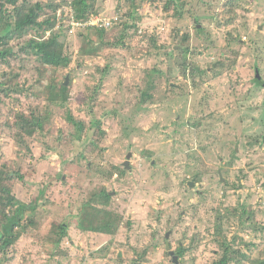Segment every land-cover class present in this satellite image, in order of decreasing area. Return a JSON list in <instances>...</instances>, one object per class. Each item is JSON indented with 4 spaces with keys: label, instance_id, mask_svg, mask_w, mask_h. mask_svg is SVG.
I'll use <instances>...</instances> for the list:
<instances>
[{
    "label": "rangeland",
    "instance_id": "1",
    "mask_svg": "<svg viewBox=\"0 0 264 264\" xmlns=\"http://www.w3.org/2000/svg\"><path fill=\"white\" fill-rule=\"evenodd\" d=\"M78 1L0 0L55 21L0 43V178L26 222L69 226L64 253L29 233L0 264H212L226 245L228 264H264V0H94L82 19ZM57 33L67 67L27 49ZM35 112L30 136L18 113ZM70 115L102 126L85 137Z\"/></svg>",
    "mask_w": 264,
    "mask_h": 264
},
{
    "label": "trees",
    "instance_id": "2",
    "mask_svg": "<svg viewBox=\"0 0 264 264\" xmlns=\"http://www.w3.org/2000/svg\"><path fill=\"white\" fill-rule=\"evenodd\" d=\"M9 2L16 4L18 0H8ZM133 5H135V0H131ZM94 0H79L78 3V19H82L85 16V13L90 8V6H95ZM173 3L176 4L177 7V1L176 0H168V4L166 5V9H168V6ZM53 8L54 6H50ZM0 15L2 16L0 23L6 21L5 27L2 26L0 33L5 29L6 35L0 36V43H2V40L11 38L12 34H19L20 36H23L31 27L38 26L40 28H43V32L41 33V36L44 37V33H46V29L44 27L49 26L53 24L55 21L53 20V15H50V17L46 21H40L41 13L47 10L43 5L40 3L35 5L28 13H23L21 10L17 7L14 11L16 15V22L13 25L9 22L11 17H14L13 14H11L8 9H5V3H0ZM52 12L54 9H51ZM8 19V20H7ZM13 27V29H11ZM58 34V33H57ZM55 34V36H52L51 38L47 40H35L31 39L27 44V49L37 53L41 56V61L48 66H55L56 68L60 67H67L70 64V57L67 56L64 53V45L62 44L60 34ZM27 51V50H26ZM11 55V52L6 51V49H0V60L1 62H6L8 60V57ZM191 71V70H190ZM258 82V80H256ZM259 84V83H258ZM61 92H62V100L61 102L55 101L54 98L51 97L50 101L55 104H60V106L65 105V102L68 99V87L64 84L61 85ZM65 101V102H64ZM19 120L23 123V126L25 128V134L32 135L37 130L43 129L45 119L42 116H39L36 114V112L31 115H25L24 113H18ZM69 120L76 125H81V133L87 137L88 131L93 126H97L98 128H101L102 121L101 119H93L92 122L87 125V123L83 120H77L71 115L69 116ZM84 139V137H83ZM1 176V175H0ZM7 178L3 177L0 178V250L4 251L8 247L14 245L19 238H21L22 235H28L31 233L32 236H34L36 239H38L40 242L43 243H51L56 244L58 248H60V254L64 251H62V242L69 237L68 229L69 226L65 223H61L59 225L55 224V226H52L50 230L44 232L41 227L38 224V221L36 217L33 216L28 222L26 220L28 217H26V213L29 211L28 205L26 204H20L17 205V201L15 200V197L12 195V189L10 186L6 184ZM99 195V194H98ZM97 195V196H98ZM95 198V201H90V203L94 204L93 212L88 213V209L86 203L83 205V211L82 216L79 219V223L77 221V225L80 228L81 231L87 232L89 230H92L94 228V225L99 216V206L107 205L110 201L111 194L104 191L103 193H100L99 197ZM34 211L35 208H32ZM91 219V223L89 224L85 220ZM34 224V225H33ZM31 225V226H30ZM44 225V224H43ZM28 228L30 229L29 231ZM25 233L23 234V232ZM231 247L226 245L223 256L213 262L212 264H228L232 260V252Z\"/></svg>",
    "mask_w": 264,
    "mask_h": 264
},
{
    "label": "built area",
    "instance_id": "3",
    "mask_svg": "<svg viewBox=\"0 0 264 264\" xmlns=\"http://www.w3.org/2000/svg\"><path fill=\"white\" fill-rule=\"evenodd\" d=\"M114 19H118L117 17H114V18H110V19H103V20H100V19H96L95 20V24H99V25H102V26H106V27H111L113 25V20Z\"/></svg>",
    "mask_w": 264,
    "mask_h": 264
},
{
    "label": "water",
    "instance_id": "4",
    "mask_svg": "<svg viewBox=\"0 0 264 264\" xmlns=\"http://www.w3.org/2000/svg\"><path fill=\"white\" fill-rule=\"evenodd\" d=\"M66 85H67V81H66ZM125 166L130 168L128 157H127V162H126ZM171 254L173 255V263L174 264H179L180 263L179 256L175 255L173 252H171Z\"/></svg>",
    "mask_w": 264,
    "mask_h": 264
}]
</instances>
